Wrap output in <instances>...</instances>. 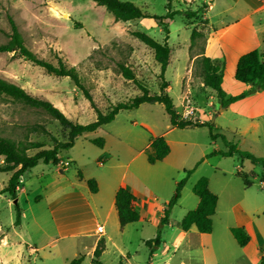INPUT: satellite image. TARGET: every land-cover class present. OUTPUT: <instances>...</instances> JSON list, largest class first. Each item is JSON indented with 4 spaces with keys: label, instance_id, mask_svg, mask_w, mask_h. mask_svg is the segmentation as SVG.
<instances>
[{
    "label": "rangeland",
    "instance_id": "374dc122",
    "mask_svg": "<svg viewBox=\"0 0 264 264\" xmlns=\"http://www.w3.org/2000/svg\"><path fill=\"white\" fill-rule=\"evenodd\" d=\"M126 1L150 15H164L167 11V0ZM204 1L191 0L188 3L191 6H187L183 0H173L171 10L177 13L163 20L168 27L166 34L152 17L115 21L103 6L92 0H0V44L9 41L12 18L31 51L53 63L61 57L73 65L96 108L107 112L116 102L140 93L132 80L119 73L118 62L130 67L151 93L159 91V65L153 52L131 31H144L159 42L167 35L172 53L164 78L169 83L168 94L176 111L181 115L185 110L186 95L194 113L185 120L205 123L213 119V133L224 134L236 148L264 159V87L222 106L199 84L205 65L202 56L194 62L191 57L203 50L207 31L198 14L188 18L185 11L199 6L201 10ZM225 1L219 0L211 10L210 22L217 30L242 11V0ZM224 7H228L225 13ZM262 18L264 11L253 14V23L264 24ZM250 21L239 22L236 27L248 26ZM75 23L80 27L75 28ZM198 27L201 34L195 35L191 42L192 30ZM236 30L223 35L217 43L225 58L221 68L227 96L246 90L234 77L235 62L240 54L256 48L264 62V38L259 45L250 37L241 41L234 35ZM0 76L32 95L49 99L73 122L86 124L96 119L97 113L89 100L68 77L45 72L17 51H0ZM189 84L196 85L198 99L195 95L190 97ZM39 125L47 132L39 127L33 130ZM0 135L15 140L41 141L43 148L52 146V136L59 140L66 138L65 130L45 112L3 94H0ZM159 135L168 139L170 153L151 164L147 162L144 146ZM93 137H102L104 145L99 147L90 142ZM217 148L226 146L220 138H210L207 125L173 127L162 103H142L137 108L120 110L111 122L80 135L72 147L58 152L62 161L75 160L65 170L39 160L21 176L15 198L25 212L20 227L13 224L14 199L4 191L12 171H0V247L6 245L7 234L16 240L19 255L10 257L9 264H68L77 257H81L80 264H98L92 261L89 249L77 251L84 239L59 237L55 230V220L62 209H80V202L63 199V208L49 206L52 197L73 189L80 171L87 178H99L103 190L92 194L97 200L122 182L135 188L141 198L139 219L123 227L119 226L117 216L112 215L103 223V216L96 214L105 227V249L99 257L100 264H256L258 253L264 250L262 162L253 163L236 152L230 156L210 154ZM36 150L30 149L28 154ZM2 162L0 156V165ZM187 170L191 172L181 190V198L163 219L161 206L167 205L177 181ZM250 171L254 172L249 176L252 184L246 187L236 173ZM201 176L208 178L209 188L218 198L211 216L212 230L200 233L192 226L184 231L180 220L196 204L197 196L191 188ZM236 204L249 215L256 229L244 247L230 232V227L237 226L236 218L240 217L233 210ZM157 234L158 244L146 243ZM14 247L8 248L13 250Z\"/></svg>",
    "mask_w": 264,
    "mask_h": 264
},
{
    "label": "trees",
    "instance_id": "16d2710c",
    "mask_svg": "<svg viewBox=\"0 0 264 264\" xmlns=\"http://www.w3.org/2000/svg\"><path fill=\"white\" fill-rule=\"evenodd\" d=\"M97 5L103 6L114 18L115 21H130L139 17H152L158 24H161L163 31L168 34V27L164 23V19L172 18L177 11L171 10L173 0H167L166 13L164 15H150L142 10L138 5L126 0H92ZM199 10V9H198ZM198 10L185 11L186 17L197 15ZM10 33L9 41L5 44H0V51H17L20 56L30 61L36 66L42 68L45 72L56 76L68 77L75 86L83 93L84 97L89 100L90 105L97 113L96 119L92 122L81 124L73 122L63 111L56 107L49 99L36 96L28 93L18 84L11 82L0 76V94L6 95L13 100L20 101L25 105L39 109L45 112L48 116L55 119L59 125L65 130V140H59L51 137L53 144L50 147L43 148V142L35 140H15L11 137L0 135V156L2 157V165L0 171H12L8 184L4 187L11 199L16 198V187L19 183V178L31 167L35 166L39 160L44 163L58 164L60 157L58 152L62 149H67L73 146L75 140L80 135L93 132L111 122L115 115L120 110L137 108L142 103H162L166 114L169 117V122L172 126L183 128L192 125H207L209 127V136L211 139L220 138L225 150L213 149L210 154H221L230 156L234 152L241 157H245L253 163L262 162L263 170L261 181H264V159L256 157L249 152L242 151L236 148L226 136L222 133L212 132L211 121L202 123H192L191 121L181 118V115L176 111L172 97L167 92L168 82L164 78V72L171 59V47L167 43V35L163 42L155 40L153 37L141 30H132L131 34L149 47L153 52L154 60L159 65L158 77L160 78L159 91L151 93L147 86L142 84L134 75L130 67L122 62L117 63L119 73L128 80H132L140 90V93L125 101L116 102L107 112L99 111L92 99L91 94L81 82L80 76L73 65H69L61 57L53 63L50 60L38 57L31 51L23 42L21 33L19 32L14 20L10 18ZM75 28L80 27L79 23H75ZM200 31L193 29L191 33V42L195 35H200ZM204 70L202 73L203 85L214 90L216 99L222 106H226L231 102L245 97L250 92L260 90L264 87V62L260 58L258 49L253 48L242 53L235 65L234 77L242 83L250 85L248 89L237 94L227 96L222 88V72L220 66L211 63L208 57L202 56ZM41 128L44 132L46 129L42 126H35L33 130ZM93 144L102 147L104 139L102 137H94L89 139ZM37 149L33 154H28V150ZM146 158L148 163H155L162 160L170 151L169 144L166 142L163 135H159L150 139L149 145L146 148ZM209 154V155H210ZM191 170H187L183 178L177 181L174 192L168 200L166 207L163 210V219L170 212V208L176 203L181 194V189ZM254 174L237 172L236 175L242 177L246 187L251 186L249 176ZM79 178L82 177L81 172H78ZM86 183L91 192L97 191V182L94 178L86 179ZM192 192L198 197V202L193 209L188 210L180 220V226L184 231L189 230L192 226L200 233H209L212 230L211 216L215 212L217 204V195L208 187V178L206 176L199 177L191 188ZM114 206L117 213V219L120 227L139 219V212L136 208V196L126 187L118 186L114 195ZM21 222V209L18 202L14 203V221L15 226ZM234 239L240 246H244L249 241V235L244 226L230 227ZM159 235L155 238L146 241L147 244H158ZM104 249V240L99 238L97 245L93 251V257L97 262V258ZM81 257L72 259L68 264H80ZM256 264H264V254H262Z\"/></svg>",
    "mask_w": 264,
    "mask_h": 264
},
{
    "label": "crops",
    "instance_id": "0c3cea01",
    "mask_svg": "<svg viewBox=\"0 0 264 264\" xmlns=\"http://www.w3.org/2000/svg\"><path fill=\"white\" fill-rule=\"evenodd\" d=\"M190 1L191 0H183V2L187 6H191L190 4H188ZM218 1L219 0H206V2L204 1L203 2L204 4L202 5L204 8V9L202 8L203 11H202V9L200 10V6L197 9H195V8L189 9L192 11L199 9L197 14L199 15V17H201L203 19L204 23H202V24H204L206 26L205 31H207V33H205V37L207 38V40H206V44H205L203 50L199 53L194 54L191 57V60H193V62H194V60L198 57H201V56L208 57L209 60L211 61V63L217 64L220 66L219 70L222 72L221 64L223 63L225 58H224V53L222 52L223 51L222 47L217 46V43H218V41H221V38L223 35H226L231 30H235L237 28V30L234 32V35H236L238 37V39H240L241 41H244L245 39L250 37V38H252L253 43H255L256 45H259L262 42V38H264L263 37L264 36V30L261 27H264V24L255 25L253 23L252 16L255 13L264 11V0H242V3L240 4V8L242 9V11L235 13V15L232 16V18H231L232 20L230 21V23L225 25V27H222L221 30H217V27H215L210 22L211 10L214 8L215 4ZM227 1H225L224 3H226ZM171 5H172V3H171ZM205 5H207V6L209 5V7L206 8ZM231 6H233V5H231ZM230 8L232 9V7H230ZM227 9H228V7H224V13L227 11ZM249 19H251L252 21H250L248 23V26L244 27V25H243L241 27H236L237 24H239V22H245L246 20H249ZM263 19L264 18H262V21H264ZM219 22L222 23V20L220 19ZM193 25L195 26L196 23H193ZM196 30L199 31L200 27H198ZM208 31L210 33H208ZM251 49H253V48H251ZM219 50H220V52H219ZM248 50H250V49H248ZM238 57H237V59H238ZM237 59H236V61H237ZM235 65H236V62H235ZM234 70H235V68H234ZM199 84L201 86H203L205 90H209L210 94H211V98L216 100L215 92L213 89L203 85L202 80L199 81ZM221 85H222V88L224 89V87H223V72H222V84ZM243 85H244L245 89H248L250 86L248 84H243ZM169 89H170V86L168 83V87L166 89L167 92ZM188 92L190 94V97H192V98L194 95L197 96V94L195 93V92H198L196 85L194 84L192 87V85L189 84L188 85ZM199 97L200 96H197V99ZM165 140L169 144L168 139L165 138ZM149 142H150V140H148L147 144H145L144 147H147L149 145ZM217 149H221V148H217ZM222 150H225V148L224 149L222 148ZM169 153H170V151H169ZM74 161L75 160L71 159V158H69V160L66 159L64 161L60 160V165L57 164V167H58V169H60V171H63L67 168V166L70 165L71 162H74ZM65 163H68V164H65ZM81 175H82L81 178H79V175H78L76 181L73 182V184H72L73 189L71 191H69L67 193L63 192L61 194H58V195L52 197L51 198L52 201L50 202L49 206L51 209L52 208H55V209L63 208L62 207L63 205L61 204V200H63V199H65V200L70 199L73 201H79L80 202V204L82 206V208H80V209H77V208L75 209L74 207L70 210H69V208L66 210L62 209L61 213H59L60 216L58 218H56V220H55V230H56L59 237H68L70 239H78V240L84 239L85 242H84L83 246L80 248L77 247L78 248L77 251H80L79 249H82V250L83 249H89L90 254L93 255V251L97 245L99 238H102L104 240V249H105V238H104L105 227L103 224L104 221L112 215L117 216L115 206H114V195H115V191L117 188L110 189L111 192L109 194L108 193L104 194L103 197H101V198L98 197V200H97L96 195H92V194L98 193L99 191L103 190L101 188V184H100L101 182H100L99 178H97V177H96V179L94 178L97 182V191L91 192L87 183H86V179H88V178L83 176V174H81ZM261 175H262V171H261ZM19 179H20L19 182H21L22 178L20 177ZM185 183H186V181H185ZM185 183H184V185H185ZM121 186L126 187L136 196V208H137L138 212L140 213V206L141 205L139 202H140L141 198H140L139 192L137 190H135V188H132L128 185H125L123 182H122ZM208 187H209V183H208ZM21 190H22V188H21ZM180 198H181V194H180V197L178 198L177 201H179ZM197 202H198V197L196 200V204H197ZM196 204H195V206H196ZM165 207L166 206L162 205L161 206L162 210H164ZM20 209H21V222L19 225L14 226V227H20V225L22 224V221H23L22 219L25 218L24 210L21 207H20ZM99 209L101 211H99ZM233 210L235 211L236 214H238L237 216H240V217L236 218V225L237 226H244L246 232L249 235V240H250L251 234L256 233V229L254 227L252 220L249 218V215L244 210H242L240 208V206L238 204L233 206ZM96 214H100L103 216V219H102L103 223L100 222L99 216L97 217ZM160 216H163V213L160 214ZM98 224H101L104 228V231L101 234L96 232V226ZM6 240H7L6 245H1V247H0V264H9V262H10L9 258L10 257H13V256L18 257V255H19L20 250L16 246V243H15L16 240L11 239V236L9 234L6 235ZM12 246L13 247L15 246L14 249L9 250L8 247H12ZM104 249H103V251H104ZM102 252H101V254H102ZM151 252H152V250H151ZM10 253H12V254H10ZM101 254L99 255V257L101 256ZM262 254H264V250H262V252L258 253V256H257L258 260ZM74 255H78V252H74ZM99 257L97 258V262L95 261L94 257L92 258V261L100 264ZM258 260H257V262H258Z\"/></svg>",
    "mask_w": 264,
    "mask_h": 264
},
{
    "label": "built area",
    "instance_id": "2783aa9c",
    "mask_svg": "<svg viewBox=\"0 0 264 264\" xmlns=\"http://www.w3.org/2000/svg\"><path fill=\"white\" fill-rule=\"evenodd\" d=\"M185 98L187 100V103L185 105V110L181 113V118L182 119H189L190 116L194 113V108L189 105L190 104L189 99H188V97H186V95H185L184 99ZM65 164H68V163H65ZM103 231H104L103 226L101 224H98L96 226V232L101 234V233H103Z\"/></svg>",
    "mask_w": 264,
    "mask_h": 264
},
{
    "label": "water",
    "instance_id": "95a60500",
    "mask_svg": "<svg viewBox=\"0 0 264 264\" xmlns=\"http://www.w3.org/2000/svg\"><path fill=\"white\" fill-rule=\"evenodd\" d=\"M211 123H213V119L211 120ZM17 200L16 199H14V203L16 202Z\"/></svg>",
    "mask_w": 264,
    "mask_h": 264
}]
</instances>
